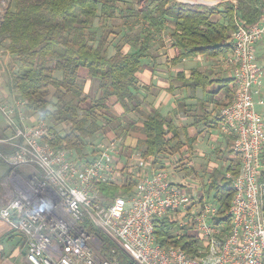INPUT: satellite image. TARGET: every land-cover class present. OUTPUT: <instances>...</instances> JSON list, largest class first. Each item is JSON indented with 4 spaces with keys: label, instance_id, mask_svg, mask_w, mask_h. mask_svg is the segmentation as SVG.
<instances>
[{
    "label": "trees",
    "instance_id": "obj_1",
    "mask_svg": "<svg viewBox=\"0 0 264 264\" xmlns=\"http://www.w3.org/2000/svg\"><path fill=\"white\" fill-rule=\"evenodd\" d=\"M235 1L222 8L179 0H9L0 22V47L15 62L8 70V94L24 102L22 111L29 124L47 121L53 145H63L79 159L89 161L98 153L99 143L113 141L109 131L125 151L124 139L137 129L145 137L135 150L147 165L164 169L165 158L190 153L197 137L184 140L187 127L158 111L144 114L141 126L129 119L131 112L141 110V90H146L137 75L145 59L157 61L154 51L159 44L165 46V34L175 51L172 65L186 58L226 56L233 50L235 19L252 26L263 12L264 0ZM81 69L88 71L86 77ZM191 78L199 87L208 79L198 69H193ZM111 99L123 108L120 117L109 113ZM0 149L5 150L3 145ZM240 165L238 160L227 165L221 177L212 175L203 185L206 198L199 199L218 207L217 223L227 229L234 189L226 173L240 172ZM116 172L115 180L102 184L104 195H130L139 178L137 163ZM155 229L163 246L182 247L191 255L196 251V236L189 231L177 234L167 217L159 218ZM94 232L108 254L117 247L99 230ZM116 256L120 264H134L118 248Z\"/></svg>",
    "mask_w": 264,
    "mask_h": 264
},
{
    "label": "built area",
    "instance_id": "obj_2",
    "mask_svg": "<svg viewBox=\"0 0 264 264\" xmlns=\"http://www.w3.org/2000/svg\"><path fill=\"white\" fill-rule=\"evenodd\" d=\"M252 26L235 19L232 51L222 58L232 72L235 92L221 111V131L232 135L240 158L238 173L226 178L233 189L227 210L230 229L217 223L218 207L210 201L196 207L194 195L164 170L147 169L137 158L139 178L130 195L105 196L102 184L115 180L122 150L116 140L99 143L89 161L63 145H53L45 120L26 123L24 102L0 105L9 136L0 137V161L14 172L4 180L6 202L0 216L27 239L31 264H120V249L134 264H264V117L256 100L264 71L256 44L264 40V1ZM25 169V174L16 169ZM200 201V200H199ZM167 217L177 234L198 239L194 254L158 243L155 223ZM99 230L117 247L104 251Z\"/></svg>",
    "mask_w": 264,
    "mask_h": 264
},
{
    "label": "crops",
    "instance_id": "obj_3",
    "mask_svg": "<svg viewBox=\"0 0 264 264\" xmlns=\"http://www.w3.org/2000/svg\"><path fill=\"white\" fill-rule=\"evenodd\" d=\"M233 2L235 3L236 1L233 0ZM255 48L256 59L264 71V66L259 61L261 58L264 59V40L258 42ZM166 52L167 54L164 55V52L159 51L157 61H149V64L146 63L145 67L137 75L141 81V85L146 87V90H141L143 98L141 100L140 111L143 114L158 111L163 116L176 120L179 126L187 127L185 135L197 137L193 143V150L196 151L195 155L204 156V152L209 153V150L206 149H210L211 152L218 150L221 156L225 158L224 164L226 166L230 163L236 164L237 162L234 163L233 160L239 157L237 158L233 151V137L232 135H226L220 128L221 111L232 99L235 92L232 72L226 69L225 63L222 61L223 57L217 60L208 59L205 56L193 59L186 58L178 65H172L169 61L174 56L175 51L169 47ZM193 69H198L199 73L201 72L208 77V79H204V86H196V79L191 78ZM178 73H181L182 77L179 78ZM81 75L86 77L88 71L81 69ZM229 79L231 81L227 83ZM260 88V93L256 95L255 101L259 99L264 101V81ZM111 102V105L121 108V106L114 104V99H111ZM256 108L264 117V104H257ZM122 111L123 108H121V113ZM24 115L26 116V123H29L25 112ZM139 125L141 126L142 122ZM6 126L3 128L4 132L2 131L0 137L11 134L7 123ZM139 134H141L140 139H137L135 146L139 140L145 137L140 131ZM128 135L123 143H127L130 139V133ZM111 140H117V138L111 137ZM135 146H133L134 149ZM4 148L5 151H10V147ZM119 163L121 162H118V166ZM167 165L166 162L165 166L167 167ZM152 168L155 169L150 164L147 169ZM165 168L158 170H165L170 179V174ZM15 171L21 174L27 172V170L22 168ZM13 172V170L0 161V213L7 196L3 183ZM27 250L25 235L15 230L8 222L1 219L0 216V264H31L26 258Z\"/></svg>",
    "mask_w": 264,
    "mask_h": 264
},
{
    "label": "rangeland",
    "instance_id": "obj_4",
    "mask_svg": "<svg viewBox=\"0 0 264 264\" xmlns=\"http://www.w3.org/2000/svg\"><path fill=\"white\" fill-rule=\"evenodd\" d=\"M8 1L9 0H0V22L2 21V16L8 6ZM141 1V0H137ZM143 1V0H142ZM179 1H187L191 3H203L206 5H221L222 8L225 6L226 3L231 2L233 0H179ZM144 2H141V5L143 6ZM117 24L121 22L120 19H118ZM165 34V46L162 47L161 44L158 45V48L154 51L155 56L159 53V51L164 52V55H166L165 51L168 50V47L170 44H168L169 38ZM231 53V52H229ZM228 53V54H229ZM148 59H145L143 62V66L147 63ZM261 65L264 66V59L261 58ZM150 62H153L152 60ZM15 67V62L13 61L10 56L4 55V52L2 48L0 47V105H11L14 104L16 101L13 96H9L8 91H7V76H8V70L9 68ZM145 67V66H144ZM143 67V68H144ZM112 104V102L110 103ZM90 106V102L88 101L86 103V107ZM118 106L111 105L109 113L111 115L120 117L121 113V108H117ZM27 115V114H26ZM129 119L131 121H135L138 124L141 123V119H144V114L141 111L134 110L133 112L130 113ZM28 119V118H27ZM47 122V121H46ZM6 118L4 113H2L0 109V134H2L3 128L7 127L6 126ZM48 124V122H47ZM110 129H108L109 131ZM4 132V131H3ZM130 139L127 141V143H124V147L126 150L122 153L120 156H122L118 162L119 163V168H122L126 164H136L137 163V158L140 157L138 154L139 151L133 148L135 146V143L137 142V139H140L139 131L137 129H133L130 131ZM109 136L115 137L112 134V131H109ZM187 137H184V140H187ZM104 138V137H103ZM101 137V139H103ZM105 140V138L103 139ZM126 140V139H125ZM124 142V141H123ZM213 149V148H212ZM209 153L204 152V156H198L195 155L196 151L192 150L189 152H186L185 155L183 154L182 156L177 155V157H168L165 158L164 161L165 163L167 162V172L170 174V180H172L175 183H181L187 187L188 192L191 195H194V199L196 200L194 202V205L196 207L200 206L199 204V199L200 198H206V193L204 190V184L205 182H209L212 180V175H216L218 177H221L222 173H224V169L226 167L225 163V158H223L220 154V151L216 152H211L210 149ZM205 150V151H206ZM123 154V155H122ZM139 156V157H138ZM141 158V157H140ZM238 158V157H237ZM239 159V158H238ZM235 159L233 160L234 163L238 162ZM240 162V159H239ZM225 165V166H224ZM227 174V173H226Z\"/></svg>",
    "mask_w": 264,
    "mask_h": 264
}]
</instances>
